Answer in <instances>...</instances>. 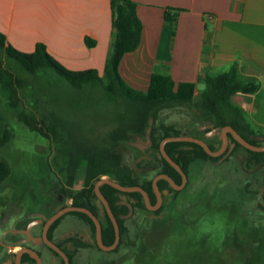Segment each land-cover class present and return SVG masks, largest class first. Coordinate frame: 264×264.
Here are the masks:
<instances>
[{"label":"rangeland","instance_id":"374dc122","mask_svg":"<svg viewBox=\"0 0 264 264\" xmlns=\"http://www.w3.org/2000/svg\"><path fill=\"white\" fill-rule=\"evenodd\" d=\"M0 58L26 81L19 91L17 110L37 117L55 111L67 122L69 134L111 159L118 158L121 165L134 168L138 163L140 169L135 174L140 181L153 179L161 162L146 134L124 131L120 138L114 135L119 126L117 116L125 112L123 101L107 100L101 85L76 88L52 68L32 75L5 54ZM199 93L190 103L158 106L154 125L172 124L182 135L199 138L217 150L220 130H205L211 125L212 116L200 108ZM5 95L0 88V121L8 127L11 139L0 149V158L12 166L6 155L11 156L15 169L0 185V264H7L18 249L28 245L42 254L44 264H61L38 236L43 221L52 213L54 201L71 203L58 192L59 184L66 180L63 169L68 156L62 150V141L45 138L18 121L17 111L9 107ZM238 154L248 156L238 148L229 159L195 161L187 178L190 188L208 184L210 194L203 199L197 189L188 197L186 188L179 194L165 190L159 212L138 209L125 220L126 230L117 250L97 249L90 226L71 214L65 215L57 226L54 240H79L73 264H264V168L247 165L237 158ZM85 168L83 160L75 173L74 191L83 185ZM94 203L105 222L99 203ZM180 205L189 207L175 214ZM6 221L8 227L4 228Z\"/></svg>","mask_w":264,"mask_h":264},{"label":"trees","instance_id":"16d2710c","mask_svg":"<svg viewBox=\"0 0 264 264\" xmlns=\"http://www.w3.org/2000/svg\"><path fill=\"white\" fill-rule=\"evenodd\" d=\"M110 8L115 39L112 51L103 68L102 75H99L95 69L79 71L67 69L47 52L46 46L42 42H37L32 52H21L10 45H6L5 36L1 32L0 56L1 54H5L7 57L14 59L21 64L26 72L32 75H35L38 71L45 70L46 68H52L69 84L76 88H80L84 84L101 85L104 89L107 100L116 103L120 101L124 102L125 112L123 114L119 113L117 116L119 126L117 127V133L114 134L116 138H120L124 131L146 134L151 149L156 151L161 162L160 169L155 175L159 173L167 174L176 184H180L181 175L163 158L159 150V143L165 137L182 135V132L172 124H161L160 126L155 127L153 118L154 112L158 106L167 103L192 102L196 96L195 83H175L170 76L154 71L150 76L149 85L145 91L134 90L127 86L119 74L118 67L123 56L126 53L134 51L139 45L142 25L137 17L136 4L133 1L110 0ZM169 10H171L173 14L167 11L164 15V19L172 22L174 21L175 14L178 10ZM85 42L89 46H92L95 43L89 38H86ZM203 82L205 87L199 93L198 103L201 109L210 113L212 116L211 125L206 126L205 130L211 132L216 129L220 130L226 125H230L247 142L258 146L264 145V133H256L245 121L242 110L232 102L234 94L238 92L244 94L253 93L257 90L258 84L253 80H242L234 68L218 74H205ZM25 84L26 81L15 75L9 67L3 64L0 58V88L8 98L7 103L9 107L14 108L17 111V120L22 122L30 131L36 132L45 138L59 139L64 144L62 150L68 156V161L66 167L63 169L66 174V180L64 183L59 184V194L62 196L63 200H70V205L89 209L101 222L103 244H112L114 241V228L102 203L94 192V183L102 177H108L125 186L139 185L147 192L151 204H155L156 196L152 188V179L146 178L143 181H140L135 174L136 170L140 169L138 163L135 164L134 168L121 165L118 158L111 159L106 156V154L99 153L94 148L88 147L85 145L84 141L80 140L78 137L69 134L70 129L67 127V122L55 111L50 110L45 116L37 117L33 114L26 113L23 110H17L19 91L25 86ZM10 139L11 133L8 127H6L3 135L0 137V149L4 147ZM221 142L222 140L220 136L219 147ZM206 143L211 150H216V148L210 143ZM238 148H242L248 153V156L245 157L238 154L237 158H239V160H244L247 165L254 164L258 168H264V152H254L244 148L230 134H228V145L226 150L218 157L210 156L200 145L194 142L171 141L165 144V151L171 159L180 166L187 178L190 166L195 161L202 160L212 162L220 159H229ZM6 156L12 160L13 164L11 166L7 159L0 158V185L8 178L11 172H14L15 169V160L9 155ZM83 160L86 162L83 185L80 189L74 191L75 173L80 162ZM190 183L191 181L188 179L187 184L184 187L187 189V197L196 189L203 199L207 197V193L210 194L208 184L198 189L190 188ZM157 186L161 192L162 198L164 197L165 190L173 192L174 194H179L181 192L180 190L173 189L164 179L158 180ZM100 191L107 200L119 226L120 241L114 249L117 250L122 244V237L126 230L124 224L125 220L138 209L147 210V208L140 192H122L108 184H102L100 186ZM262 192L263 194L261 197L264 201V191ZM94 200L99 203L105 222L101 219L98 207L94 203ZM64 206L66 205L54 201L52 213L57 211L59 207L61 208ZM188 207L189 206L184 207L183 205H180L178 209H176L175 214H181ZM160 209L161 206L155 210V212H159ZM67 214L81 218L90 226L94 236V245L97 249H101L96 244L94 223L87 214L78 211H71L64 214L50 225L47 237L66 253L70 264H73V256L80 246L79 240L74 237H66L60 241L54 240V232L63 217ZM44 222L45 221H43V223ZM8 223L7 221L5 222L4 228L8 227ZM38 239L48 251L60 258L61 264H64L61 256L42 241L41 232ZM12 245L23 246L17 243H13ZM83 245L87 244L83 243ZM27 247L37 251L42 258V254L36 250V248L29 245ZM13 263L14 258L7 264ZM21 264H36V261L27 253H24L21 258ZM168 264L179 263L168 261Z\"/></svg>","mask_w":264,"mask_h":264},{"label":"crops","instance_id":"0c3cea01","mask_svg":"<svg viewBox=\"0 0 264 264\" xmlns=\"http://www.w3.org/2000/svg\"><path fill=\"white\" fill-rule=\"evenodd\" d=\"M142 29L137 48L118 71L127 86L145 91L154 71L175 83L234 68L255 92L233 95L245 121L264 133V0H131ZM177 9L174 21L165 13ZM0 32L6 45L32 52L37 42L69 70L102 74L115 39L110 0H0ZM95 43L87 45L85 39ZM203 87V88H202ZM6 127L0 121V137Z\"/></svg>","mask_w":264,"mask_h":264},{"label":"water","instance_id":"95a60500","mask_svg":"<svg viewBox=\"0 0 264 264\" xmlns=\"http://www.w3.org/2000/svg\"><path fill=\"white\" fill-rule=\"evenodd\" d=\"M228 134H230L244 148L251 150V151H254V152H264V145L258 146V145H253V144L247 142L230 125H226L220 129V136H221L222 142H221L220 147L217 150H211L205 141H203L199 138L193 137V136L178 135V136L165 137L159 143L160 153L163 156V158L173 168H175L178 171V173L181 175V183L176 184L170 176H168L167 174H164V173H159V174L155 175L152 179V188H153V191H154L155 196H156L155 204H151L147 192L139 185L125 186V185H122L115 180L108 178V177H102L94 183V187H93L94 192H95L97 198L99 199V201L102 203L110 221L112 222L113 228H114V241L112 244H110V245L103 244L102 236H101V222H100V220L89 209H87L85 207L74 206V205H66L64 207L59 208L57 211L52 213L45 220V222L42 225V229H41L42 241L48 247L53 249L55 252H57L61 256L64 264H70L69 258L66 255V253L60 247H58L53 241L48 239L47 232H48L50 225L54 221H56L58 218H60L61 216H63L64 214H66L68 212L78 211V212H83V213L87 214L91 218L92 222L94 223L95 240H96L97 246L103 251L114 250L120 241V230H119L117 220H116L113 212L111 211V208H110L107 200L105 199V197L103 196V194L100 191V186L102 184H108V185H110V186H112V187H114L117 190L122 191V192H140L142 197H143L146 208L148 210L155 211L162 204V195H161V192L159 191L158 186H157L158 180H160V179L166 180L169 183V185L175 190L183 189L185 187L186 182H187L186 174L183 172V170L180 168V166L176 162H174L171 159V157L167 154V152L165 151V144L167 142H171V141L194 142V143L200 145L205 150V152L208 153L210 156L218 157V156L222 155L223 152L227 148ZM24 253H27L31 258H33L36 261V264H44L42 261V258L38 254V252L35 251L34 249L30 248V247H21L20 249H18L14 254V263L13 264H21V258H22V255Z\"/></svg>","mask_w":264,"mask_h":264}]
</instances>
